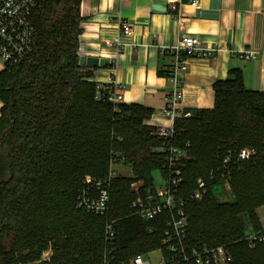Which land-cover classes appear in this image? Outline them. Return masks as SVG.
Masks as SVG:
<instances>
[{"label": "trees", "instance_id": "1", "mask_svg": "<svg viewBox=\"0 0 264 264\" xmlns=\"http://www.w3.org/2000/svg\"><path fill=\"white\" fill-rule=\"evenodd\" d=\"M80 5L36 0L31 52L0 71V264H103L106 218L79 209L77 195L84 175L106 176L111 159L133 172L112 183L114 263L128 264L161 246L163 222L132 214L131 185L154 186L152 171L162 172L169 162L165 140L146 123L150 107L113 103L106 93L97 98L93 71L79 64ZM214 90V108L174 121L172 145L184 153L178 165L179 193L187 199L185 244L227 245L230 264H264V243L250 249L242 240L243 217L261 229L253 214L264 205V92L247 89L238 69L217 80ZM245 147L255 154L235 166L231 202L215 199L221 181L209 186L203 201L189 198L199 177L220 167L229 150Z\"/></svg>", "mask_w": 264, "mask_h": 264}, {"label": "crops", "instance_id": "2", "mask_svg": "<svg viewBox=\"0 0 264 264\" xmlns=\"http://www.w3.org/2000/svg\"><path fill=\"white\" fill-rule=\"evenodd\" d=\"M80 12L79 64L93 71L91 81L116 84L122 102L150 107V126L173 124L163 114L172 90L164 73L173 60L169 47L184 35L218 50L189 59L180 113L214 108V83L232 69L247 89L264 92V0H81ZM124 22L134 29L129 37L120 31ZM248 50L256 55L247 60ZM2 106L0 99V115Z\"/></svg>", "mask_w": 264, "mask_h": 264}, {"label": "built area", "instance_id": "3", "mask_svg": "<svg viewBox=\"0 0 264 264\" xmlns=\"http://www.w3.org/2000/svg\"><path fill=\"white\" fill-rule=\"evenodd\" d=\"M35 4L36 0H0V61L2 70L20 63L31 52L35 33L31 15ZM193 4L199 6L198 1ZM120 31L129 37L133 34L134 29L132 25L124 22L120 26ZM217 50L191 35L182 36L175 45L168 49L173 57L167 75L168 80L172 83V90L165 97L163 114L172 119L173 124L157 127V133L165 140L162 149L168 153L169 162L162 171L163 184L161 186L154 185L152 188L144 190L143 183L139 185L132 183L136 197L131 204L133 215L145 220L163 222L161 246L155 249L161 253L159 264H230L232 259V252L227 245L209 246L203 244L187 247L185 244L188 228L187 199L181 197L179 193L183 182V172L178 165V161L184 153L172 145L176 133L175 119L191 115V112L183 114L179 112L184 97V78L189 68V59L214 57ZM255 55V51L248 50L242 57L248 60ZM96 90L98 99H102L106 93L109 101L122 102V95L118 93L116 84L112 81L110 83L96 82ZM254 154L255 150L252 148L229 150L220 167L212 169L206 177L197 179L196 187L189 198L198 202L206 199L210 185L217 181L228 184L235 166L249 160ZM117 176L115 171H110L104 177L86 175L77 195L79 209L106 218L104 231L108 245L105 247L103 264H115L116 253L113 246L116 232L114 221L109 219V214L112 183ZM261 207L264 209V205ZM260 223L261 229L256 230L251 226L242 238L250 249L264 243V211L260 214ZM150 252L134 256L128 264H153L151 260L145 258V255Z\"/></svg>", "mask_w": 264, "mask_h": 264}, {"label": "rangeland", "instance_id": "4", "mask_svg": "<svg viewBox=\"0 0 264 264\" xmlns=\"http://www.w3.org/2000/svg\"><path fill=\"white\" fill-rule=\"evenodd\" d=\"M248 148V147H245ZM110 171H115L119 177H131L133 175V172L131 170V168L123 166L122 164H119L118 161L111 159V161L109 162V167H108V173ZM86 175H90V173H86L84 176ZM152 181L154 183L155 186H161L163 184V174L160 170H153L152 174ZM133 183H136L135 185H139L141 182V180H136ZM132 186V185H131ZM214 195H215V199L218 200L219 202H231L234 199V194L232 192L231 189V184H227V183H223L220 186H217L215 188V190L213 191ZM209 201L207 200L205 203H208ZM261 207V206H260ZM258 207L256 208V213L257 214H253L254 217L259 216V223H260V215L262 214V212L264 211L263 207ZM243 221L245 224V228L246 231H248L251 226H253L254 224L251 222L253 221L252 218H248V216L243 217ZM52 254V250L50 249L48 253H46L47 257H49ZM160 251L159 250H155L150 252L149 254L145 255L146 259L151 260V262L153 264H159L158 260L160 258Z\"/></svg>", "mask_w": 264, "mask_h": 264}]
</instances>
